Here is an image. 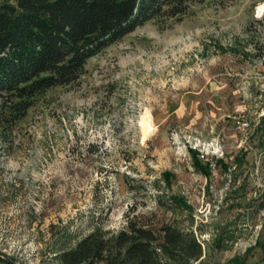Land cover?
<instances>
[{"label": "rangeland", "instance_id": "rangeland-1", "mask_svg": "<svg viewBox=\"0 0 264 264\" xmlns=\"http://www.w3.org/2000/svg\"><path fill=\"white\" fill-rule=\"evenodd\" d=\"M262 6L195 0L14 122L0 98V264H60L95 227L116 233L127 218L193 233L202 255L183 264H264ZM193 146L220 157L214 176L180 151Z\"/></svg>", "mask_w": 264, "mask_h": 264}, {"label": "trees", "instance_id": "trees-1", "mask_svg": "<svg viewBox=\"0 0 264 264\" xmlns=\"http://www.w3.org/2000/svg\"><path fill=\"white\" fill-rule=\"evenodd\" d=\"M195 0H17L0 6V98L12 120L53 87L72 85L86 62L135 28L184 15ZM15 115V116H14ZM196 156L194 151H191ZM205 175L208 168L195 160ZM264 248V246H263ZM202 255L193 233L137 220L112 233L95 227L56 258L60 264H183Z\"/></svg>", "mask_w": 264, "mask_h": 264}, {"label": "built area", "instance_id": "built-area-1", "mask_svg": "<svg viewBox=\"0 0 264 264\" xmlns=\"http://www.w3.org/2000/svg\"><path fill=\"white\" fill-rule=\"evenodd\" d=\"M180 150V149H179ZM180 151H186L188 153H191V151H194L196 153L197 159L199 160L202 165H205L209 172L214 176L215 171H216V163L218 162V155L214 152L212 149L209 153L206 152L205 150H201L199 147H185L183 150Z\"/></svg>", "mask_w": 264, "mask_h": 264}, {"label": "bare ground", "instance_id": "bare-ground-1", "mask_svg": "<svg viewBox=\"0 0 264 264\" xmlns=\"http://www.w3.org/2000/svg\"><path fill=\"white\" fill-rule=\"evenodd\" d=\"M264 11V6L259 8V15Z\"/></svg>", "mask_w": 264, "mask_h": 264}]
</instances>
